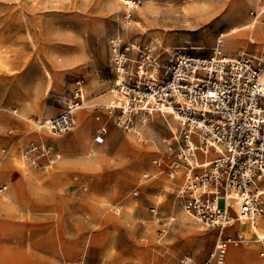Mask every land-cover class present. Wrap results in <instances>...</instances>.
I'll return each instance as SVG.
<instances>
[{
	"label": "rangeland",
	"instance_id": "rangeland-1",
	"mask_svg": "<svg viewBox=\"0 0 264 264\" xmlns=\"http://www.w3.org/2000/svg\"><path fill=\"white\" fill-rule=\"evenodd\" d=\"M134 1L136 4L130 7L123 0H40L37 6L34 0H0V154L4 147L9 151L0 165V185H7L4 195L15 197L23 169L30 168L16 158L30 141L50 142L68 153L66 161H70L64 169H59L58 162L52 168L37 170L44 175L60 172L59 185L29 201L15 197L9 212L0 211V246L12 248L16 255L15 262L6 260L9 264H180L185 254L195 261L204 260L216 246L218 227L198 222L197 229L204 231L197 233L181 226L183 206L176 195L177 186L166 165L153 162L165 158L168 163L173 157L168 158L171 149L167 140L173 131L164 121L165 114L156 112L147 119L148 125L153 123V132L148 131V125L139 128L146 143L136 135L129 136L112 118L106 142L96 144L98 109L93 105L106 104L103 94L113 83L109 52L113 37L152 43L161 58L167 55L165 44L171 49L180 45L215 46L220 34L230 27L253 18L264 20V0ZM259 21L255 42L243 36L237 49H224L222 53L233 57L241 51L264 53V44L258 38L264 24ZM71 45L76 60L73 67L66 61L72 55ZM52 52L65 62L57 68L49 67L53 76L50 80L43 64L48 63ZM191 52L209 56L213 50ZM77 79L86 83V106L78 111L79 120L72 130L54 136L36 121L66 108ZM82 116L89 123L86 135L79 136ZM175 125L179 131L177 120ZM37 129L41 135L33 134ZM153 140L157 145L152 148ZM143 146L150 149L145 163L138 166L131 149ZM96 188L109 204L102 214L95 213L94 205L87 201ZM135 189L139 190L136 195ZM127 198L134 204L131 216H126L123 208ZM119 203L121 211L115 208ZM165 226L166 231H162ZM238 227L236 220L223 235L235 236ZM252 236L246 234L248 243L231 245L224 264L264 262L260 256L264 244L255 237L250 240ZM187 238L194 243H187ZM230 250L239 254L230 258ZM0 264H5L1 252Z\"/></svg>",
	"mask_w": 264,
	"mask_h": 264
},
{
	"label": "built area",
	"instance_id": "built-area-1",
	"mask_svg": "<svg viewBox=\"0 0 264 264\" xmlns=\"http://www.w3.org/2000/svg\"><path fill=\"white\" fill-rule=\"evenodd\" d=\"M134 4L133 0L129 6ZM212 50L209 56H197L190 49L175 48L162 60L152 43L113 37L109 42L111 100L93 105L98 109L96 144L106 142L112 118L142 142L139 128L154 113L173 115L179 121V131L167 140L168 158L173 157L168 163L165 158L153 162L166 165L186 212L220 229L216 246L206 259L195 261L185 254L180 264H224L231 245L248 243L246 235H223L224 229L241 215L253 222L264 217V53L227 57L221 50ZM71 89L62 112L36 121L54 136L72 130L78 111L86 106L85 81L77 79ZM8 153L4 147L0 165ZM22 155L27 166L38 170L67 157L46 141H30ZM6 189L7 185H1L0 193ZM159 223L164 224L161 219ZM260 256L264 258V247Z\"/></svg>",
	"mask_w": 264,
	"mask_h": 264
},
{
	"label": "bare ground",
	"instance_id": "bare-ground-1",
	"mask_svg": "<svg viewBox=\"0 0 264 264\" xmlns=\"http://www.w3.org/2000/svg\"><path fill=\"white\" fill-rule=\"evenodd\" d=\"M123 1L125 3H127V5L129 6L130 4H132L133 0H123ZM249 1L251 3L255 2V0H249ZM39 3H40V0H34V4L36 6ZM263 9H264V5H263ZM258 21H259L258 18H256V19L253 18V19H251V20H249L247 22H244L241 25H236V26L230 27L228 30H226V31H224V32H222L220 34V37H219V39L217 41V44L215 46H207V45H189V46H187V45H180V46L173 47L171 49L170 46L165 44L164 45V49H165L164 51L167 52V55L163 56L162 60H166V58H168L170 56V54L174 51L175 48L190 49V50L217 49V50H221V51L224 50V49L225 50L228 49V50L234 51L242 43V41H241L242 38L241 37H243V36L248 37L249 40L252 41V42H255L257 40V36L254 35V32L256 31ZM259 22L264 24V20H260ZM135 24H137V23H135ZM139 28H141V27H139ZM223 37H225V41L223 40ZM258 38H260L261 42L264 44V32H259L258 33ZM72 46L73 45L70 46V52H71L72 55H70V57L68 59H66V61L68 62V64L70 66L73 67V65L76 63V60H75V57H74V54H73V51H74L73 48L74 47H72ZM242 52L243 51H241V53ZM162 54H164V53H162ZM226 56L227 57H233V56H230V55H226ZM64 62L65 61L61 60L60 56L58 54H54L53 52L50 53L49 56H48V63H44L43 64V67L45 68L46 78H49L50 80L53 79V76H52V73H51L49 67L57 68L59 65H61ZM59 80H61V82H63V79L60 78ZM110 98H111V96H110V92L109 91L103 94V100H105V101L107 100L106 104H108L110 102V100H111ZM45 113L46 112L43 111V114H45ZM169 116H171V117H169ZM176 120L177 119L173 115L165 114V120L164 121L165 122L167 121V124L170 126V128H171V130L173 132H177V127L178 126L176 127L177 124L175 125ZM80 121L81 122H80V127H79V136H84V135H86V129H87L89 120H88L87 117L82 116ZM147 125L148 124L146 123L144 125V127L147 126ZM42 127L44 128V126H40V128H42ZM147 129H148V131L153 132V123H150L147 126ZM41 133H42V131L39 132L38 129L35 130V132L33 131V134H35L37 136L39 134L41 135ZM127 133L131 137L135 136V134H133V133H130V132H127ZM144 140H145V142H142V143H146V139H144ZM56 141L57 140H55V142ZM85 143L86 142H83V144H85ZM154 145H157V142L155 140L152 141V148L154 147ZM149 149L150 148L146 147V146H143V148L137 147V149H134V148L131 149L132 150V155H133V162L136 165H138V166H142L145 163L146 152L149 151ZM20 154L21 155L19 157L17 156L16 158H17V160L20 159V161L23 162L22 151H21ZM69 164H70V161H66V159L61 160L60 164H59V169H64ZM84 164L89 166L92 163L91 162H85ZM20 165H22V164H20ZM29 169H26V168L23 169L24 176L21 179V181H19L16 184L15 197L19 198V200L29 201L30 199H32L31 197L39 196L41 194V192L46 191L47 188L55 187L56 185L60 184V181H61L60 176H59V175H61L60 172H57V173H55L53 175H51V174L50 175H44L43 173H39V171H37L36 169L31 168V169H33V172H32V170H29ZM34 170H36V171H34ZM62 171H64V170H62ZM129 174H131L130 171H128V175ZM181 182H182V180H181ZM167 190H168V188H167ZM6 191H7V189L4 192L0 193V211L9 212L13 208L12 206L14 204L15 197H13V196L11 197V195H4V193ZM102 194L103 193L98 191L97 188H96V189L91 190L90 193L88 194V197H87V201H89V203H92L94 205L93 206V208H95L94 212L97 213V214H102L103 211L106 208V204H108L106 199L102 197ZM21 202H23V201H21ZM123 204H124L123 208H124L125 215L126 216H131L133 208H134V204L128 198L124 200ZM82 208H84V207H82ZM115 208H116L117 211H121L122 207H121V205L119 203V204L116 205ZM238 210H239V208L237 207V211ZM129 219H131V218H129ZM198 222L199 221H197V219L194 218V216H192L189 213H187L186 210L182 207V212H181V215H180V224H181L182 227H187L189 230L191 229L190 231L196 230L197 233H200V232H202L204 230L200 231V230L197 229L199 227V225H200V224L198 225ZM238 228H239L238 233H241L243 235L254 234V236H252V238H250V240H253L254 239L253 237H255V239L257 238V240H256L257 242L260 241V242H262L264 244V219L261 220V217L258 216L256 218V220L253 222L252 220L248 219L247 217L241 215L240 218H239V227ZM186 241H187V243H194L193 239H188L187 238ZM9 243H11L10 245L13 244V242H9ZM249 244L251 245V243H249ZM0 250H1L0 252L2 253V256H4V258H5V264L11 263L12 260L14 259V257L16 256L15 252H13L12 248H10V247L0 246ZM24 252L26 253L27 251H24ZM18 254L20 255V253H18ZM238 254H239V252L237 250H230V258H233V257L237 256ZM7 259H10L11 262H6ZM261 264H264V262H262Z\"/></svg>",
	"mask_w": 264,
	"mask_h": 264
},
{
	"label": "crops",
	"instance_id": "crops-1",
	"mask_svg": "<svg viewBox=\"0 0 264 264\" xmlns=\"http://www.w3.org/2000/svg\"><path fill=\"white\" fill-rule=\"evenodd\" d=\"M77 119H78V114H77ZM98 124H99V122H98ZM98 124H97V125H98ZM96 127H97V126H96ZM57 148H59V147H57ZM59 149H60V148H59ZM60 150L63 151L62 149H60ZM63 152H64V151H63ZM64 153H65L66 155H68V153H66V152H64ZM7 156H8V155H7ZM7 156H6L5 158H7ZM5 158H4V160H5ZM65 159H68V156H67ZM4 160H3V161H4ZM63 160H64V159H63ZM28 167H29V166H28ZM30 168H32V167H30ZM50 168H52V167H50ZM33 169H35V168H33ZM48 169H49V168H48ZM36 170H38V169H36ZM2 185H3V184H2ZM0 186H1V185H0ZM230 247H231V246H230ZM263 247H264V246H263ZM263 247H262V248H263ZM262 248H261V249H262ZM229 249H230V248H229ZM261 249H260V250H261ZM228 251H229V250H228Z\"/></svg>",
	"mask_w": 264,
	"mask_h": 264
}]
</instances>
